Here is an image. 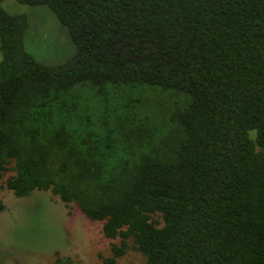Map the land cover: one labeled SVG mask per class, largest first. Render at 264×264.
Returning a JSON list of instances; mask_svg holds the SVG:
<instances>
[{
  "label": "trees",
  "instance_id": "obj_1",
  "mask_svg": "<svg viewBox=\"0 0 264 264\" xmlns=\"http://www.w3.org/2000/svg\"><path fill=\"white\" fill-rule=\"evenodd\" d=\"M2 1L5 187L101 221L102 264H264V0H16L66 27L55 64Z\"/></svg>",
  "mask_w": 264,
  "mask_h": 264
},
{
  "label": "rangeland",
  "instance_id": "obj_2",
  "mask_svg": "<svg viewBox=\"0 0 264 264\" xmlns=\"http://www.w3.org/2000/svg\"><path fill=\"white\" fill-rule=\"evenodd\" d=\"M11 13H24L28 26L24 34L25 49L45 64L65 61L74 51L66 27L45 5H28L3 0ZM1 57V54H0ZM0 181V264H102L100 256L110 255L101 221L89 220L73 202H63L49 190L36 189L27 196H16ZM140 252L129 248L115 264H142Z\"/></svg>",
  "mask_w": 264,
  "mask_h": 264
}]
</instances>
